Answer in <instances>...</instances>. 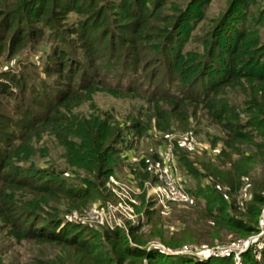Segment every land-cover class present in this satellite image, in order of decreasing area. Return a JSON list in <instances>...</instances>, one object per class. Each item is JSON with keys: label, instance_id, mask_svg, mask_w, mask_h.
<instances>
[{"label": "trees", "instance_id": "1", "mask_svg": "<svg viewBox=\"0 0 264 264\" xmlns=\"http://www.w3.org/2000/svg\"><path fill=\"white\" fill-rule=\"evenodd\" d=\"M102 1L0 0V54L4 51L11 57L22 50L27 42H31L33 46L40 41V29H35L33 19L52 32L51 39L58 41L50 47L52 59L50 56L46 57L42 70L45 75L57 78L49 95L44 94V91L48 90L44 84L43 89L36 90L33 83L26 84V77L15 79L5 72L0 73V78L9 81L21 95L27 90L36 94V97H31L26 104L25 99L21 98V103L14 106L17 121L0 117V230L38 245L46 244L67 249L64 257L39 259L36 264H138L135 259L144 258L146 264H264V228L260 229L257 224L240 219L224 217V201L219 197L215 198L217 189L208 183L206 176L200 175L199 170L204 168H196L185 155L180 156L174 149H171V152L175 169L179 175V162L187 182L192 183L191 187L184 183V190L191 196L193 203L202 202L207 215L219 217L217 220L220 223L234 230L257 235L262 230L255 240L239 252L238 261L233 260L232 253H212L199 258L183 253H165L159 248L147 249L144 247L145 241L136 237L128 241L122 231L127 230L130 234L136 232L139 227L137 223L129 224L127 229L115 226L105 227L101 231L83 224L63 221L58 214V207H48L49 204H58L60 200L68 201L69 204L74 200L90 202L94 197L86 188L96 186L95 183L89 181L86 187L75 188L65 181L56 180L53 176L57 175L49 171L36 178L13 176L18 170L17 163L21 161L17 151L19 145L16 143L23 141L31 149L32 144L40 141L44 134L51 136L63 150L68 165L89 175L94 182L99 181L107 171L103 167L107 154L115 161L117 154H125L136 138L147 132L150 127L161 133L169 132L175 125L185 127L197 111H203V115L218 121L216 124L225 137L222 140L223 149L231 152L226 153L229 157L232 153L238 155V162L244 158L233 147L237 144L247 147L254 144V140L259 136H264V82L256 83L255 78L250 75L242 78L249 100L244 104L245 111L240 112H246L251 117L245 122L238 119L240 112L236 108L228 107L225 100L216 99L219 86L228 82L223 77H216L212 84H208L210 82L207 80L200 81V87L197 86L199 82H192V85L177 94L158 93L156 88L153 99H146L149 116L144 120L128 118V124L123 123L122 128L113 123L110 117H103L102 114L89 113L82 117L77 115L75 110L98 93L113 98L140 97L136 87L129 84L134 82V79L129 80L130 78L126 77L127 85L121 83L123 73L114 85L105 82V75L117 68L119 60L129 61L128 65L122 63L120 66L125 72L133 74L137 71L145 72L148 67L162 62L168 63L170 67L178 64V58H169L167 55L179 24L188 17L186 10H183L172 24L173 36L171 33L164 35L165 29L158 31L164 34L160 35L155 54H149L140 43L149 40V37L143 34L152 31L151 20L158 18V11L163 7L164 0H106V3L99 6L98 3ZM195 1L200 2H190ZM246 2L249 0H242L237 5ZM68 12L83 16V19L76 23L75 29L61 31L59 20ZM168 20L166 17L165 24ZM221 25L223 26V22H220L219 28ZM8 32L9 35L5 37ZM62 32L78 36V50L87 62V70L70 53ZM237 34L235 42L243 36L242 31ZM31 66L35 65L32 63ZM101 72H104V76H101ZM157 74L154 70L150 75H145V78L148 81ZM170 75L172 74L168 73V83H172ZM9 90V86L1 81L0 95H13ZM8 128L11 130L7 131ZM123 130L125 134L121 135ZM117 143L120 144L119 148L114 147ZM104 146L105 159H101L98 150L104 149ZM258 149L264 152L263 140ZM221 156H224L223 152ZM149 160L150 162L141 158L130 170L137 179L135 185L139 189H142L144 182L154 184L158 181L156 170L161 166V161L156 151L149 154ZM238 166L236 162L230 163L231 168ZM247 170L234 171L230 179L224 182L223 186L228 193L235 192L245 178L250 179ZM250 180V205L245 207V215L258 217L261 213L264 214V170L261 178ZM26 192L35 199H25L23 203L20 201V205L15 206L17 201L13 194ZM138 200L143 203L144 195L138 196ZM149 204L154 206V209L144 208L143 213L147 220L155 214L158 216L156 209L161 211L159 207H155L156 202L152 198ZM70 206L67 205V208H75ZM134 209L137 207L133 206V212ZM120 242L121 246L117 247ZM208 245L213 244L210 242ZM73 258L76 260L72 261Z\"/></svg>", "mask_w": 264, "mask_h": 264}, {"label": "rangeland", "instance_id": "2", "mask_svg": "<svg viewBox=\"0 0 264 264\" xmlns=\"http://www.w3.org/2000/svg\"><path fill=\"white\" fill-rule=\"evenodd\" d=\"M190 1L164 0L163 7L158 11V18L154 21L151 20L152 31L143 34V36L149 37V40L140 43L147 53L155 54L160 35L164 34L158 31L165 29L164 35L171 33L173 36L172 24L176 17L186 10L188 17L179 24L167 55L169 58H178L176 66L170 67L168 63L162 62L148 67L145 72L137 71L133 74L125 72L120 66L122 63L128 65L129 61L119 60L120 64L116 66L117 68L105 75V82L114 85L123 73L121 83L127 85L126 77L130 78L129 80L134 79V82L129 84L136 87L140 97L113 98L98 93L91 96L88 102L75 110V113L81 117L89 113L102 114L103 117H110L113 123L119 124V127L122 128L123 123L128 124V118L144 120L149 116L146 99L151 97L153 99L156 88H158V93L177 94L185 87L192 85V82H199L197 86L200 87V81L207 80L210 82L208 84H212V80L216 77L228 80L227 84L219 86L216 99L225 100L228 107L236 108L239 112L245 111L244 104L248 102L249 96L245 91L247 88L244 86L242 78L245 75H250L255 78L256 83L264 82V0H249L240 6L237 4L242 0H200L199 3ZM104 3L106 0L99 2L98 5ZM166 17L169 20L165 24ZM82 19L83 16L68 12L59 20L61 25L59 29L61 31L62 29L73 30L76 23ZM220 22H223V26L221 25L219 28ZM33 24L35 29H40V41L33 46L31 42H27L22 50L11 57L2 51L0 73L5 72L15 79L21 76L26 77V84L33 83L36 90L43 89L42 84H44L48 88L44 94L49 95L51 88L55 87L57 78L53 75H45L42 70L46 57L50 56L52 59L50 47L58 41L51 39L52 32L35 22V19H33ZM239 31H242L243 36L238 42H235L234 39ZM8 35L9 32L5 37ZM61 35L67 42L72 56H75L82 67L87 70V62L83 59L82 52L78 50V45H80L78 36L66 33ZM32 63L35 65L34 67L31 66ZM154 70L158 74L147 81L145 75H150ZM167 72L172 74L170 75L172 83L166 81ZM101 76H104V72H101ZM1 81L9 86V91H12L13 95H0V117L17 121L18 116L15 114L14 106L21 103V98L25 99L26 104L31 97H36V94L27 90L21 95L9 81L0 78V83ZM202 112L197 111L195 117L189 119L187 126L175 125L167 133L157 132L153 127H150L147 132L136 138L125 154H117L115 161L111 155L107 154L103 165L107 171L99 181L94 182L89 175L68 165L63 150L48 134H44L40 141L32 144L31 149L23 141H20V144L16 143L19 145L17 151L21 161L17 163L18 170L14 172L13 176L36 178L42 177L46 171H49L57 175L53 176L56 180L65 181L75 188L86 187L85 185L87 182L90 183L89 181L95 183L96 186L86 188L94 197L90 202L74 200L69 204L68 201L60 200L58 204H49L48 207H58L60 211L58 214L63 221L83 224L86 227L102 231L108 227L106 222L109 224L112 222V215H118L114 208L111 209V213L105 212V207H116L120 198L128 196L135 202L134 207H137L136 210L134 209L135 217L133 220H129L119 215L123 222L119 228L127 229L129 224H139L136 232L132 234L127 233V230H122L128 241L136 237L145 241L144 247L147 249L150 247L159 248L165 253H183L199 258L212 253L221 255L232 253L233 260L238 261L239 252L255 240L262 230L258 235L234 230L220 223L217 220L219 217L213 218L207 215L202 202L168 205L163 212H158L156 209L158 216L155 214L147 220L143 213L144 208L154 209V206L148 205L151 200L148 195L150 182H144L142 189H139L135 185L137 179L130 173L135 162L141 158L150 162L149 154L154 153L156 147L164 145L171 147L180 156L185 155L196 168H204L199 170L200 175L206 176L205 179L208 180V183L217 189L215 198L219 197L224 201V217L240 219L250 224H257L260 229L264 228L263 213L258 217L245 215V207L250 205V179L255 181L261 178L264 170V152L258 149L260 142L262 140L264 142V136H259L254 140V144L247 145V147L235 145L233 148L238 150L244 158L243 161L238 162V155L232 153L229 157L226 153L231 152L228 149H223L222 140L225 137L216 124L218 121L211 120ZM250 118L246 112H240L238 115L241 122ZM10 130V128L7 129V131ZM124 134L123 130L121 135ZM16 135H18L17 132ZM119 146V143L114 144L115 148H119ZM221 152L224 153V156H221ZM98 155L101 156V159H105V146L104 149L98 150ZM231 162H236L239 166L231 168ZM177 168L185 185L191 187L192 183L187 182L179 162H177ZM242 169H248L247 173L250 179L245 178L235 192L228 193L223 186L224 182L230 179L234 171H242ZM109 176L112 177L115 184H110V187H107ZM13 195L17 201L15 206L20 205L18 204L20 201L23 203L25 199H35L27 192ZM140 195H144L143 203L138 200ZM67 205L75 208H67ZM210 242L213 245L209 246ZM121 244L122 242L116 246L120 247ZM105 245L107 246V243ZM66 250L52 245H38L13 237L5 233V230H0V264H36V260L39 259L64 257L67 253ZM135 260L138 264H146L145 258Z\"/></svg>", "mask_w": 264, "mask_h": 264}, {"label": "built area", "instance_id": "3", "mask_svg": "<svg viewBox=\"0 0 264 264\" xmlns=\"http://www.w3.org/2000/svg\"><path fill=\"white\" fill-rule=\"evenodd\" d=\"M155 150L158 154V158L161 161V166L156 170L158 181L154 184H150L148 188V195L152 200L156 202V205L163 212L169 204H192L193 199L184 190V179L180 177L175 169L174 157L171 152V147L163 146L156 147ZM161 148V149H160ZM110 184H115L112 177H108L106 183L107 187ZM135 202L128 196H124L123 199H119L116 203V207H105V212L111 213V209L114 208L118 215H112V222L107 224L109 228L115 226L121 227L122 220L119 215L124 216L129 220H133L135 214L133 212V206Z\"/></svg>", "mask_w": 264, "mask_h": 264}, {"label": "water", "instance_id": "4", "mask_svg": "<svg viewBox=\"0 0 264 264\" xmlns=\"http://www.w3.org/2000/svg\"><path fill=\"white\" fill-rule=\"evenodd\" d=\"M180 252V251H179Z\"/></svg>", "mask_w": 264, "mask_h": 264}]
</instances>
